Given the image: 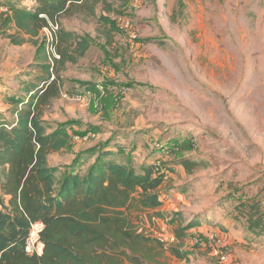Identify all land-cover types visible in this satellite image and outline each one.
<instances>
[{"label": "rangeland", "instance_id": "1", "mask_svg": "<svg viewBox=\"0 0 264 264\" xmlns=\"http://www.w3.org/2000/svg\"><path fill=\"white\" fill-rule=\"evenodd\" d=\"M107 2L113 10L98 3L97 14L108 23L89 12L62 19L90 46L60 69L61 96L44 108L49 132L71 134L52 167L86 173L105 151L139 172L157 163L170 217L134 213L161 243L148 262L264 264V0ZM10 33L0 20V115L11 119L25 107L11 99L28 98L45 58ZM181 145L190 149L172 154ZM246 204L255 205L251 215L240 210ZM218 245L228 260L213 254Z\"/></svg>", "mask_w": 264, "mask_h": 264}, {"label": "trees", "instance_id": "2", "mask_svg": "<svg viewBox=\"0 0 264 264\" xmlns=\"http://www.w3.org/2000/svg\"><path fill=\"white\" fill-rule=\"evenodd\" d=\"M35 1L33 9L16 0L0 1L1 28L15 29L8 35L12 43H32L45 58L38 77L43 85L29 88L26 100L11 99L25 107L17 110L15 124L0 123V264H124L125 260L151 264L148 261L163 253L157 248L161 243L140 231L136 221L142 217L134 213L144 214L151 222L170 217L159 210L164 182L160 165L151 163L139 172L131 161H113V153L105 151L86 173L68 170L61 176L48 162L49 154L68 146L71 134L60 126L49 132L42 118L44 108L61 94L60 69L68 61L77 62L90 46L85 36L63 27L62 19L89 12L108 23L107 17L97 14V6L102 3L106 11L113 7L107 0ZM51 23L59 24L54 36L60 58L54 65L48 62L44 39L39 41ZM189 149L181 145L170 151ZM254 209V204L240 208L245 215ZM176 216L172 223L179 220L180 215ZM37 221L45 225L41 233L45 249L42 255H30L26 238ZM194 226L178 227L177 237L183 238Z\"/></svg>", "mask_w": 264, "mask_h": 264}, {"label": "built area", "instance_id": "3", "mask_svg": "<svg viewBox=\"0 0 264 264\" xmlns=\"http://www.w3.org/2000/svg\"><path fill=\"white\" fill-rule=\"evenodd\" d=\"M59 24L51 23L49 27H45L43 29L44 33V41L46 44V51L49 55L50 62H54L56 58H59L60 55L58 54L55 46V36L54 33L58 30ZM44 230V224L41 221H37L31 224V229L29 235L26 238V252L30 255H42L44 252L45 244L41 239V233ZM214 242H217V239H213ZM218 243L220 240L218 239ZM213 254L223 260H228V255L224 253L220 246L212 248Z\"/></svg>", "mask_w": 264, "mask_h": 264}, {"label": "crops", "instance_id": "4", "mask_svg": "<svg viewBox=\"0 0 264 264\" xmlns=\"http://www.w3.org/2000/svg\"><path fill=\"white\" fill-rule=\"evenodd\" d=\"M0 1H4V0H0ZM21 6H24V7H26V8H28V9H33L34 8V6H35V4H36V1L35 0H20V1H18V0H16ZM27 5H31V7L30 6H28L27 7ZM0 11H2V8H0ZM76 15V14H75ZM74 16V15H73ZM64 19V18H63ZM13 31L15 32V29H13ZM26 44V43H25ZM27 44H30V43H27ZM34 45V44H33ZM36 46V45H35ZM43 58H44V55H43ZM44 62V61H43ZM45 63V62H44ZM41 64H43V63H41ZM37 83L35 82V80H33V81H30V82H28V83H26V86H25V88L26 89H28V92H29V95H30V90H32V89H34L35 87H33L34 85H36ZM43 85V82L42 83H38V86L39 87H41ZM29 88H32V89H29ZM28 95V96H29ZM61 96V95H60ZM59 96V97H60ZM59 97H57V98H59ZM0 110H1V107H0ZM1 112H4L3 110H1ZM6 114V113H5ZM16 121H17V116L16 117H13V118H11L10 119V117H4V115L2 114V115H0V123L1 122H5V124H9V125H13V124H15L16 123ZM64 149H62L61 151H57V152H53V153H51V154H49L48 155V162H49V164L51 165V166H55V164L52 162V157H54V156H56V154H59L60 152H62ZM151 164V163H150ZM61 169V168H60ZM60 173V172H59ZM9 197H7V199H8ZM159 210L160 211H162L163 213H164V211L162 210V206L159 208ZM166 214V213H165ZM166 215H169V214H166ZM155 219H161V218H154V220ZM168 219H169V217L167 218V219H163V220H165V221H168ZM125 264V263H124ZM152 264V263H151Z\"/></svg>", "mask_w": 264, "mask_h": 264}, {"label": "clouds", "instance_id": "5", "mask_svg": "<svg viewBox=\"0 0 264 264\" xmlns=\"http://www.w3.org/2000/svg\"><path fill=\"white\" fill-rule=\"evenodd\" d=\"M3 9V8H2ZM42 34H43V30H42ZM47 52V51H46ZM60 58V57H59ZM58 59V58H57ZM48 62L51 64V65H54V63H55V60H54V62L52 63V62H50V59H49V55H48ZM18 115V114H17ZM17 119H18V116H17ZM6 125V127H10V125L9 124H5ZM43 223V222H42ZM44 224V223H43ZM44 227H45V225H44ZM45 244V243H44ZM45 249V248H44Z\"/></svg>", "mask_w": 264, "mask_h": 264}]
</instances>
